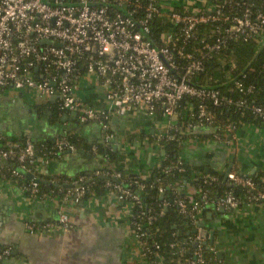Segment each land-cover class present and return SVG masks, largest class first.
<instances>
[{
  "label": "built area",
  "instance_id": "built-area-1",
  "mask_svg": "<svg viewBox=\"0 0 264 264\" xmlns=\"http://www.w3.org/2000/svg\"><path fill=\"white\" fill-rule=\"evenodd\" d=\"M210 2V9L169 11L155 0H0V90L12 86L16 90L33 91L44 99L56 97L58 110L75 112L79 124L93 122L101 126L106 131V143L111 139L112 115L141 112L154 116L160 112V116L171 118L177 114L184 98H193L198 104L187 106L188 120L182 125L185 132L207 129L212 139L224 140L225 136L233 135L236 128L231 124L215 127V117L206 101L214 107L246 108L263 122L264 109L246 104L243 98L235 102L227 100L215 89L198 87L193 78L203 71L204 62L224 49L229 41L255 40L261 45L264 14L252 13V4H238L235 0ZM237 6L243 8L241 14L234 11ZM154 19L169 23L166 31L159 35V44L150 40V25ZM204 26L212 27L209 33L201 30ZM82 72L95 76L105 89L109 112H98L78 101L75 89ZM234 83L244 96L253 92L252 87L244 89L240 83ZM172 140L173 136L164 139ZM4 141L0 136V160L9 162L14 158L21 170H34L38 164L43 166L48 158L65 151L76 152L63 138L44 150L40 158L29 140L21 146ZM180 165L181 162L162 171L169 174ZM12 176L20 178L17 171H13ZM112 176L117 182L106 183V192L115 195L118 202L128 201L140 208L139 197L123 187V175L115 172ZM90 179L81 176L74 180L72 187L65 189L62 199L81 202L88 192L85 182ZM226 179L250 191L256 188V183L248 176L229 172ZM210 182L216 179L204 177V184ZM135 185L139 190L144 188L140 183ZM23 191L36 198L37 181L32 179ZM158 191L163 194L165 190L160 187ZM257 201L264 202V192L251 195L246 204ZM174 203L181 214L192 220L209 206L235 210L243 205L230 194L216 201L202 194L188 203L180 199ZM164 206L167 203L164 202ZM135 217L132 214L130 227L139 243L145 236ZM150 220L148 217L147 224ZM54 227L65 231L72 228L63 210H58L56 223L26 225L30 232ZM196 230L191 239L192 257L180 264H217L204 257L201 230ZM139 245L141 252L147 250ZM9 255V249H0V262ZM158 262H161L159 257Z\"/></svg>",
  "mask_w": 264,
  "mask_h": 264
},
{
  "label": "crops",
  "instance_id": "crops-1",
  "mask_svg": "<svg viewBox=\"0 0 264 264\" xmlns=\"http://www.w3.org/2000/svg\"><path fill=\"white\" fill-rule=\"evenodd\" d=\"M169 11L210 9V0H155ZM106 91L95 76L82 72L75 96L84 106L109 112ZM56 97L44 99L33 91L8 86L0 90V136L9 143L29 140L32 144L54 145L72 135L82 146L74 153L63 152L48 158L34 170H21L15 160L0 164V248L11 256L0 264H145L141 248L130 227L133 204L118 202L110 192L93 193L79 203L48 194L32 198L23 191L25 183L42 176L55 186L67 189L74 180L100 173L103 164L94 147L108 146L122 156L127 177L147 178L164 161L162 143L182 128L180 114L171 118L141 112L112 115L111 139L97 123H78L77 115L57 111ZM113 118L118 121L113 123ZM207 129L190 132L181 158L193 169L194 177L216 172L226 177L235 170L240 176L264 181V129L243 124L224 140H214ZM196 136H204L201 140ZM157 137H160L158 140ZM192 137V138H191ZM196 138V139H195ZM76 150V149H75ZM20 174L14 179L12 172ZM16 178V177H15ZM189 198L194 187L184 185ZM58 210L67 215L72 228L54 227L29 231L27 224L56 223ZM204 214V215H203ZM197 223L205 231L204 245L217 264H264V206L243 204L232 210L209 206Z\"/></svg>",
  "mask_w": 264,
  "mask_h": 264
},
{
  "label": "trees",
  "instance_id": "trees-1",
  "mask_svg": "<svg viewBox=\"0 0 264 264\" xmlns=\"http://www.w3.org/2000/svg\"><path fill=\"white\" fill-rule=\"evenodd\" d=\"M235 1L238 4H252V13L261 12L264 14V0ZM234 11L241 14L243 8L237 6ZM167 27H169V23L166 20H153L150 25V40L152 43H160L159 35L161 32L166 31ZM210 29H212L211 26H204L201 30L207 34ZM206 39L209 40V38ZM259 48L260 45L255 40H248L247 42L229 41L224 49L204 62L203 71L193 78V83L198 87L215 89L225 99L232 102L243 98L246 104L264 109V47L258 50ZM234 82L240 83L244 89L252 87L253 92L250 95L247 94V96L242 95ZM205 103L215 117V127H224L231 124L237 130L243 124H253L264 129V122L246 108H237L234 105L214 107L207 101ZM197 104V100L188 97L184 98L180 103L177 113L180 114L184 121L183 123L188 120L189 116L186 111L187 106L195 107ZM56 109L60 112L58 106ZM159 114L160 112H157L156 115ZM190 136L182 126L180 130L174 133L172 141L163 142L164 161L161 167L155 168L147 178L127 177L122 169V156L112 153L108 146L98 145L94 147L95 155L99 157L103 167L98 175H92L91 179L85 182L88 192L83 199L93 193L100 194L106 192V183L117 182L112 176L113 173L119 172L123 175V187L129 188L140 199V208L139 205L133 206L132 214L137 217H135L136 222L141 226L145 236L139 241L141 246L147 248V250L141 252L145 264H180L192 257L194 245L191 239L196 235V232L193 233V231L196 230L199 218L204 211L196 215V218L192 220L190 217L179 212L178 206L174 203L176 199L184 200L188 203L189 200H197L202 194H207L209 200L216 201L230 194L241 203L246 204L251 195L264 192V181L260 177L249 176L256 183L254 191L234 186L224 175L216 172L194 177L192 173L197 170L191 168L181 158L183 143ZM196 138L201 140L205 137L196 136ZM63 139L71 144L76 151L82 148L77 139L72 135H66ZM25 141L15 140L14 142L21 146ZM4 143L6 144L5 141ZM52 146L47 143L34 144L36 155L40 158L43 151L49 150ZM179 162L182 164L179 166L180 170L175 168L169 174H165L162 171L163 168H171ZM231 172L238 174L233 169ZM204 177H213L216 179V182L204 184ZM14 179L19 180V178L15 177ZM38 180L40 183H38L37 198H44L48 194L62 198L66 193L65 189L55 186L50 180L42 176L38 177ZM135 183L142 184L144 188L139 190ZM28 184L25 183L24 186ZM185 184L194 187L196 192L193 195L194 197L189 198L182 193V188ZM160 187L165 190L163 194H160L158 191ZM26 195H29V193L27 192ZM164 202L167 203L166 207L164 206ZM254 204L264 206L263 201H257ZM141 212L145 213V215H140ZM148 217H151L150 224H147ZM172 244L177 245L178 248L176 249L175 246L171 247L170 245ZM181 247L183 250H181ZM202 249L204 257L207 260L214 261L212 253L205 245L202 246ZM10 256L11 254L8 257ZM158 257L161 259V262H158Z\"/></svg>",
  "mask_w": 264,
  "mask_h": 264
},
{
  "label": "water",
  "instance_id": "water-1",
  "mask_svg": "<svg viewBox=\"0 0 264 264\" xmlns=\"http://www.w3.org/2000/svg\"><path fill=\"white\" fill-rule=\"evenodd\" d=\"M45 42H41V44H44ZM264 47V39H263V42H262V44L260 45V48L258 49V50H260L261 48H263ZM73 113H75V112H73ZM76 114V113H75ZM113 123L115 122H117L118 121V119L117 118H113ZM0 164H2V165H4V166H7V165H9V162L8 161H5V160H0ZM228 174V173H227ZM226 174V175H227ZM72 186H68L67 188H71ZM196 229H197V227H196ZM195 232H197V230H194L193 231V233H195ZM200 234H201V236L204 238L205 237V231H203V230H201L200 231Z\"/></svg>",
  "mask_w": 264,
  "mask_h": 264
}]
</instances>
